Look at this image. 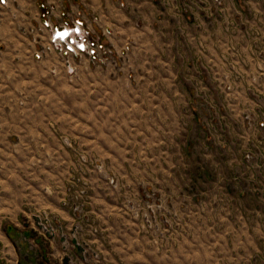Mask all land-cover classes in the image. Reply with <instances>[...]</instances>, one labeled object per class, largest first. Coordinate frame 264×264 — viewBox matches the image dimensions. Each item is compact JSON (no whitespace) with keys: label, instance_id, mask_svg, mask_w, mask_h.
I'll return each mask as SVG.
<instances>
[{"label":"rangeland","instance_id":"1","mask_svg":"<svg viewBox=\"0 0 264 264\" xmlns=\"http://www.w3.org/2000/svg\"><path fill=\"white\" fill-rule=\"evenodd\" d=\"M149 1L38 0L0 87V264H264V0ZM73 27L84 52L51 42Z\"/></svg>","mask_w":264,"mask_h":264},{"label":"crops","instance_id":"2","mask_svg":"<svg viewBox=\"0 0 264 264\" xmlns=\"http://www.w3.org/2000/svg\"><path fill=\"white\" fill-rule=\"evenodd\" d=\"M5 1V6L0 4V87L8 88L9 85L17 87L19 84L18 78L23 73L19 58L23 56L25 63H31V24L35 21L45 23L44 19H40L39 10L45 4L38 0ZM141 5L145 8L146 21H153L156 13L160 12L155 10L152 1L145 0ZM161 23L164 25V22Z\"/></svg>","mask_w":264,"mask_h":264},{"label":"built area","instance_id":"3","mask_svg":"<svg viewBox=\"0 0 264 264\" xmlns=\"http://www.w3.org/2000/svg\"><path fill=\"white\" fill-rule=\"evenodd\" d=\"M217 3L220 4V0H214ZM0 4L2 6L6 5L5 0H0ZM45 25H47V22H45ZM71 35H76L75 37H71ZM85 37L81 34V31L77 27L73 28H61V29H54V32L52 34L51 42H57L58 44H62L65 42L67 46V50L69 51H79V52H84L86 49H88L87 45L85 44ZM91 47L95 46V43H91ZM91 54H93V50H89Z\"/></svg>","mask_w":264,"mask_h":264}]
</instances>
